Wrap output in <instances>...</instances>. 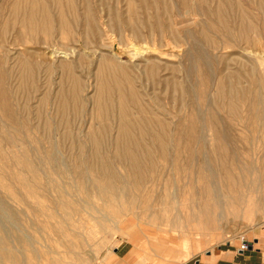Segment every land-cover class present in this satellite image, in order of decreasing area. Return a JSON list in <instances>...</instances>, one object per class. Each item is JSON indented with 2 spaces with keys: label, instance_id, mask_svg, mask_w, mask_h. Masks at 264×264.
Returning <instances> with one entry per match:
<instances>
[{
  "label": "rangeland",
  "instance_id": "obj_1",
  "mask_svg": "<svg viewBox=\"0 0 264 264\" xmlns=\"http://www.w3.org/2000/svg\"><path fill=\"white\" fill-rule=\"evenodd\" d=\"M15 1L0 0V264H188L243 240L264 250V0H43L55 32L35 38ZM109 167L140 182L118 218L97 198ZM246 194L251 217L213 231L191 221Z\"/></svg>",
  "mask_w": 264,
  "mask_h": 264
},
{
  "label": "bare ground",
  "instance_id": "obj_2",
  "mask_svg": "<svg viewBox=\"0 0 264 264\" xmlns=\"http://www.w3.org/2000/svg\"><path fill=\"white\" fill-rule=\"evenodd\" d=\"M53 1L56 4L61 5L62 0H53ZM67 3H68L69 7H73L72 1L68 0ZM48 8H50V5L47 3H43V0H16L12 6V10H13L12 12H14V14L17 15L16 18H18V19L21 18L20 23L23 26L22 31H25L24 29H27L29 27V29L32 32L33 38H35L36 36H39L41 34H43V36L45 37L48 35H52L55 32V29L52 26V23L54 22V20L51 18L52 16L50 15ZM86 15H87V17L90 16V13L88 12V10H87ZM187 15H188V12H187ZM59 16L60 17H59L58 24H59V28H60L61 33H63V35H65V36L71 35L72 34L71 27H70L69 22H67V20H66L65 13L63 11H61L59 13ZM191 16H194V15H191ZM180 17L182 18V16H180ZM180 17L178 19H180ZM186 17L188 18V16H186ZM90 20H91V18H90ZM95 24H97V23L95 22ZM179 25H181V24H178V26ZM184 25H183V27H184ZM7 29L8 28H7V23H6V25L3 28V31H5ZM52 55L54 56L53 59L55 60L54 61L55 63L59 62L61 65H65V63L67 62L66 60L61 59V58H63V56H58L56 52H53ZM27 65H28L27 62H22V66L24 69H26ZM113 67H115L114 64H113ZM60 103H61V106H63V102L61 101ZM0 134L7 135L6 131H4L3 129H0ZM6 140H8V141L11 140L12 143L14 142L10 138L9 139L7 138ZM134 163H135V161H134ZM62 172H63V170H62ZM107 172H109V174H106V172L101 173L100 179H101V181H104L106 185L102 186V187H98L99 192H98L97 198L104 201V204H103L104 209L114 207L116 209V211L113 213L112 216L114 218L115 217L118 218L121 216L122 212H121V210H117V209H120V207L122 205L120 200H123L126 198V189H127L128 183H131L133 185H137V184H140V182H139V180L134 178L130 181L126 180V182H127L126 183L125 181L122 180V178L118 177L115 174V172L113 171V168H111V167H109V170ZM59 192H60V197H62L63 195H66L65 190L59 191ZM247 196L248 195L246 194L243 196L242 200L240 199V201L230 202L229 205L227 203L226 204L227 208L225 207L226 205H223L221 202V200H223V199L219 200V198H218V201L215 200V206H213V208L204 206V208H200V209H198V211L196 210L194 212L195 213L194 216L191 217V221L197 222L198 217L200 218V216H201V217H203V219L205 220L206 223L208 221L210 222L209 224H207L206 227L210 228V230L213 231L214 228H215V230L220 229L218 226L219 223L221 221L226 220V217H228L230 215H233L235 217H238L240 215H243L245 217H251V216H253L255 211L259 208V203L247 201V200L245 201V198ZM62 204H63L62 209L64 211L66 219L64 218L61 221L60 226L63 228L65 227V229H66V226L68 224V215L66 213V210L71 205H70L69 201H66L65 203H62ZM94 208L97 209L96 207H94ZM77 209L78 208H75V210H77ZM218 209L221 211H220V213L216 214V211H218ZM53 214L56 215V213H53ZM257 221H259V220H256L254 222V224H252L250 226H246V227L243 226V228H242L243 230L241 229L242 232L245 233V232H248L251 229H253L255 226V223ZM1 242H2L1 244H5L3 242V240H1ZM3 252H4V254H9V252L6 249H4ZM14 261L16 264H22L26 260L15 259Z\"/></svg>",
  "mask_w": 264,
  "mask_h": 264
},
{
  "label": "crops",
  "instance_id": "obj_3",
  "mask_svg": "<svg viewBox=\"0 0 264 264\" xmlns=\"http://www.w3.org/2000/svg\"><path fill=\"white\" fill-rule=\"evenodd\" d=\"M256 245L258 244H255L254 246ZM240 247L229 246L226 249L220 248L218 251L207 253L205 257H201L194 260L193 263L190 262L188 264H264L263 249H254L253 251L248 250L246 252H242ZM126 248V246H122L116 249L117 255L122 256Z\"/></svg>",
  "mask_w": 264,
  "mask_h": 264
},
{
  "label": "built area",
  "instance_id": "obj_4",
  "mask_svg": "<svg viewBox=\"0 0 264 264\" xmlns=\"http://www.w3.org/2000/svg\"><path fill=\"white\" fill-rule=\"evenodd\" d=\"M248 241L247 240H243L242 243H241V247H240V250L242 252H246L248 251V245H247Z\"/></svg>",
  "mask_w": 264,
  "mask_h": 264
},
{
  "label": "water",
  "instance_id": "obj_5",
  "mask_svg": "<svg viewBox=\"0 0 264 264\" xmlns=\"http://www.w3.org/2000/svg\"><path fill=\"white\" fill-rule=\"evenodd\" d=\"M247 245H248V250L249 251H253L254 250V245L252 244V243H247ZM210 253V252H209Z\"/></svg>",
  "mask_w": 264,
  "mask_h": 264
}]
</instances>
